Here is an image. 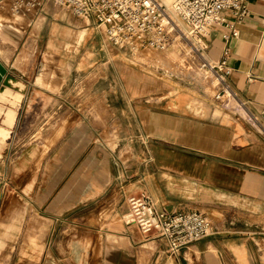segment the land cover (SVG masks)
<instances>
[{"label": "crops", "instance_id": "crops-1", "mask_svg": "<svg viewBox=\"0 0 264 264\" xmlns=\"http://www.w3.org/2000/svg\"><path fill=\"white\" fill-rule=\"evenodd\" d=\"M245 2L248 15L229 42L228 80L260 129L227 116L210 120L207 108L197 115L188 92L155 97L169 84L124 63L99 28H85L79 44L69 29L59 32L58 42L31 39L36 32L28 29L45 13L14 15L6 3L11 20L3 22L0 13V148L6 141L1 155L14 152L16 159L10 202L0 203V254L26 252V264H264V240L252 237L264 223V0ZM22 22L28 31L17 34L12 26ZM222 32H206L212 63ZM70 42L90 50L71 61L75 68L60 65ZM47 55L56 68L45 67ZM106 84L120 87V102L108 103L97 89ZM125 122L137 131V150L130 128L117 127ZM140 192L156 211L205 215L211 235L178 257L168 255L162 240L123 221L126 197ZM20 212L21 235L13 223ZM20 236L33 240L22 245Z\"/></svg>", "mask_w": 264, "mask_h": 264}, {"label": "built area", "instance_id": "built-area-1", "mask_svg": "<svg viewBox=\"0 0 264 264\" xmlns=\"http://www.w3.org/2000/svg\"><path fill=\"white\" fill-rule=\"evenodd\" d=\"M14 15L40 12L47 4L73 17L89 19L102 29L108 43L131 59V64L160 78L176 76L150 59L169 47L188 48L192 75L183 81L193 86L195 76L208 85L212 94L207 109L210 120L227 116L258 126L254 117L231 87L227 65L229 42L239 36V25L248 15L245 0H0ZM219 27L221 47L215 63L208 61L206 32ZM196 105V114L202 108ZM264 115V106L260 111ZM143 144V143H142ZM126 225H134L144 236H154L166 245L168 255L180 256L182 250L211 235L210 220L196 211L166 214L156 211L150 197L140 192L126 197Z\"/></svg>", "mask_w": 264, "mask_h": 264}, {"label": "rangeland", "instance_id": "rangeland-1", "mask_svg": "<svg viewBox=\"0 0 264 264\" xmlns=\"http://www.w3.org/2000/svg\"><path fill=\"white\" fill-rule=\"evenodd\" d=\"M6 4V3H5ZM2 5V9H0V13L4 17L3 22H7L8 20H11L9 18V15L6 13L8 7L7 4ZM45 14L44 15H36L34 24L28 29L31 30L34 28L36 34H34L31 39L36 38L37 36L39 40L43 37L45 38H51V40H54L55 42L61 41L60 38V31L69 29L73 34L77 35L76 38V43L79 44L81 40L83 39V35L85 34L84 29L89 28V29H94V26L86 19L83 18H76L65 12L64 10L53 6L51 4H47L43 10ZM36 17H38V21L36 22ZM44 20V21H43ZM43 21V22H42ZM2 22V23H3ZM36 22V24H35ZM4 24V23H3ZM2 24V25H3ZM19 24V23H18ZM23 22L20 23L21 26H12L14 30H16L17 34H21L22 32H26V26H22ZM6 28L8 27L9 29V24H4ZM84 31V33L82 32ZM95 32V31H94ZM99 32H101V36L107 41V39L104 36L103 30L99 29ZM29 33V32H28ZM28 33H25L27 36ZM22 36V35H21ZM39 45V44H38ZM88 48H91L89 45ZM38 49L37 48L35 57H34V66L35 70L37 71L42 67V64L40 62L42 61L41 58L42 56L39 55L38 57ZM118 55L122 58L123 62H127L129 66L133 68V65H131V59L123 54V52H120L113 48ZM90 50H87V46H85L84 49L80 50V48L74 44L73 42H70L69 45H66L63 48V51L60 53V56L62 58V63L60 64L62 67H68V68H75V66H71L70 63L71 61L78 60L80 57H82L85 53L89 52ZM48 56V55H47ZM47 59V60H46ZM150 59L154 60L155 63H157L158 66H160L163 69H166L168 71H171L175 76V78H164V80L169 84V90L161 94L159 96L155 97H161V96H166V97H172L175 98L179 95H186L188 92L191 94L192 102H195L196 104L199 105L200 108H207L208 103L210 102V96L212 94V91L208 87V85L201 79L200 76H195V82L193 83L192 88L188 87L186 84L183 83V81H187L188 78H191V74L187 71L189 66H191V58L190 54H188V48L181 47L179 45H173L169 47L164 53L158 54V55H153ZM45 67H49L50 69L56 68L57 67V60L53 56H48L45 58ZM41 65V66H40ZM146 72V71H145ZM147 74L155 76L152 72L147 71ZM73 84V83H72ZM74 85V84H73ZM98 86L97 89H100L101 91L106 92V97L105 99L107 100L108 103L118 101L120 102L122 98L119 95L120 92V87L117 86L115 89L112 91L109 90V87L107 86ZM8 101L4 103V107L8 106ZM117 127L121 130L125 129V131H128L130 128L131 134L130 136V142H131V148L132 149H138V144L135 140L137 136V131L134 128V125L131 123L130 127L128 128L126 122L124 126L117 125ZM6 146V141L4 145L0 148V203L3 202L4 204L6 202H10L12 193V184L10 181V166L13 161L16 159V153H10V154H4L1 155V151L3 148ZM10 223V222H9ZM17 225L18 230H20V235L25 234L22 233L24 232V229H26V222L25 220H22V215L20 212V216L15 219L13 222ZM37 227V226H36ZM39 229L42 228V226H38ZM255 230V229H254ZM254 232L255 234L252 235V237L255 239V241H258V243H261L262 240H264V223L261 224L260 227H258ZM19 243L24 245L27 244V242H32L33 238H29L28 236H20L18 238ZM262 239V240H261ZM12 256V257H11ZM30 257V254L26 252H18V253H3L0 254V260L7 261L8 264H26V260Z\"/></svg>", "mask_w": 264, "mask_h": 264}, {"label": "bare ground", "instance_id": "bare-ground-1", "mask_svg": "<svg viewBox=\"0 0 264 264\" xmlns=\"http://www.w3.org/2000/svg\"><path fill=\"white\" fill-rule=\"evenodd\" d=\"M170 1H171V0H167V2H170ZM14 82H15V81H11L10 84H12V86H13V85H14ZM9 121H10L9 118H6L5 124L10 125V124H9V123H10ZM0 135H2L1 130H0Z\"/></svg>", "mask_w": 264, "mask_h": 264}, {"label": "water", "instance_id": "water-1", "mask_svg": "<svg viewBox=\"0 0 264 264\" xmlns=\"http://www.w3.org/2000/svg\"><path fill=\"white\" fill-rule=\"evenodd\" d=\"M5 74V70L4 68L0 65V83H1V80H2V77L4 76Z\"/></svg>", "mask_w": 264, "mask_h": 264}]
</instances>
